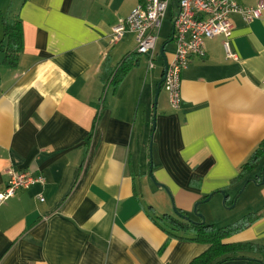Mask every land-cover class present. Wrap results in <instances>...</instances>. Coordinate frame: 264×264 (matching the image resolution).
Masks as SVG:
<instances>
[{
	"label": "crops",
	"instance_id": "obj_1",
	"mask_svg": "<svg viewBox=\"0 0 264 264\" xmlns=\"http://www.w3.org/2000/svg\"><path fill=\"white\" fill-rule=\"evenodd\" d=\"M139 1L0 0V44L3 20L19 19L23 37L14 67L0 49V190L8 168L44 178L0 204V264H188L208 245L167 234L160 217L177 216L172 203L198 221L196 202L240 189L257 193L245 207L256 218L223 242L264 245V152L241 167L264 139V14L230 15L235 58L222 36L205 40L181 71L179 104L159 100L153 127L147 57L129 49L133 33L108 45ZM244 256L221 264H261Z\"/></svg>",
	"mask_w": 264,
	"mask_h": 264
},
{
	"label": "built area",
	"instance_id": "obj_2",
	"mask_svg": "<svg viewBox=\"0 0 264 264\" xmlns=\"http://www.w3.org/2000/svg\"><path fill=\"white\" fill-rule=\"evenodd\" d=\"M171 8L172 41L175 45L173 57L167 61L162 86L168 95L171 107L180 102V74L191 58L205 56V40L222 36L226 56L235 58L230 52L227 38L231 35V14H238L244 22H251L264 14V0H256L254 5H241L235 0H140L130 13L119 18L112 26L108 45L118 43L125 34L133 33L136 55L147 57L148 69L154 66L158 29L164 15ZM6 186L0 190V204L13 197L20 189H27L34 183H44L41 175L30 172L5 170ZM40 201L43 199L39 198Z\"/></svg>",
	"mask_w": 264,
	"mask_h": 264
},
{
	"label": "trees",
	"instance_id": "obj_3",
	"mask_svg": "<svg viewBox=\"0 0 264 264\" xmlns=\"http://www.w3.org/2000/svg\"><path fill=\"white\" fill-rule=\"evenodd\" d=\"M3 40L1 41V51L4 52V63L9 67L16 65V60L23 47L22 26L19 19L3 20ZM170 38V37H169ZM127 67L117 69L119 78L127 70ZM264 152V139L259 147L252 153L247 162L242 167V171H250L257 164L258 158ZM179 214L186 216L182 211L177 210ZM255 215L247 214L242 220L226 226L217 227L207 222L201 223L200 220L194 221L181 218L179 215L171 216L163 214L160 220L166 228L167 234L180 239H190L205 243L208 247L188 264H221L224 261L244 258L248 252H254L261 255V263H264V245L253 242L225 243L223 239L229 235L248 227L255 219Z\"/></svg>",
	"mask_w": 264,
	"mask_h": 264
},
{
	"label": "rangeland",
	"instance_id": "obj_4",
	"mask_svg": "<svg viewBox=\"0 0 264 264\" xmlns=\"http://www.w3.org/2000/svg\"><path fill=\"white\" fill-rule=\"evenodd\" d=\"M172 13H171V8H169L166 12V15H164V19L162 22V26L160 29H158V43L159 46L162 45L163 43H165L164 46V52L165 53H171L174 50V44L173 42L169 41V37L171 34V27H172ZM132 41L130 40L128 42L129 49H133L135 48V46L133 44H131ZM153 63H154V67L153 69L150 68V70H147V77L146 79L144 78L145 81V86H144V92L142 93V99L143 104L145 107V110L151 114V115H155L157 112V105H158V101L160 100V102H162V100H167L168 95L166 93V91L164 90L163 86H161L159 92L157 93V103L155 105V110L152 107L153 102H154V97L155 94L154 92H156V88H157V84H158V80H160V67H161V58L160 56L157 55H153ZM145 61L142 60L141 64L142 67L145 66ZM146 67H143V69L145 70ZM148 78H152L151 80ZM153 124V121H152ZM241 191V189H240ZM248 190H245V192L241 193L239 191H237L235 197L232 199V201L230 202H225V204L222 203V197L220 199V201H218V197H214V198H209V200L207 202H202L198 205L199 210L198 213L203 215V219L205 220V222L209 223V224H214L217 227L221 226H226V225H230V224H234L236 222H238L239 220H242L243 217H246L247 213L250 212L249 209H246L245 207L247 206V204H251V210H255L258 207V202H259V197L257 196V193L254 192H250V197L249 199H246L245 196H247L248 194ZM241 193V194H239ZM219 202V203H218ZM172 203L170 205V210L169 211H173L172 208ZM192 216L195 217V213H192Z\"/></svg>",
	"mask_w": 264,
	"mask_h": 264
},
{
	"label": "water",
	"instance_id": "obj_5",
	"mask_svg": "<svg viewBox=\"0 0 264 264\" xmlns=\"http://www.w3.org/2000/svg\"><path fill=\"white\" fill-rule=\"evenodd\" d=\"M172 33H173V29L171 30V35H172ZM169 41H172V37H170L169 38ZM164 46H165V43H163L160 47H159V55L161 56V58H162V60H163V72H162V77H161V79L160 80H158L159 82H158V84H157V88H156V92H154V94H155V97H154V102H153V105H152V107L154 108V110H155V105H156V103H157V96H158V92H159V90H160V88H161V85H162V80L164 79V74H165V71H166V66H167V58H166V55H164L165 54V52H164ZM155 115H153V118H152V121H153V127L155 126ZM150 144H152V136H151V141H150ZM149 144V145H150ZM149 151H150V165H149V171H150V169L152 168V154H151V145H150V147H149ZM149 174H150V177H151V179H152V181H153V183L155 182L154 181V178L152 177V174H151V171L149 172ZM253 182H255V180H252ZM157 186H159V184L158 183H155ZM243 189V188H242ZM240 192V191H239ZM221 193V192H220ZM222 195H223V197H222V203L224 204V202H225V195L222 193ZM209 198H210V196H208L207 198H205L203 201H198V202H196L195 204H194V206H192L193 207V212L195 213V216L196 217H198V219L201 221V223H204L205 222V220L203 219V215L202 214H200V213H198V207H197V205H199L200 203H202V202H207L208 200H209ZM173 211H174V213L175 214H177V215H179L181 218H186V219H189L187 216H183V215H181V214H179L178 213V211L175 209V208H173ZM261 264H264V263H261Z\"/></svg>",
	"mask_w": 264,
	"mask_h": 264
}]
</instances>
